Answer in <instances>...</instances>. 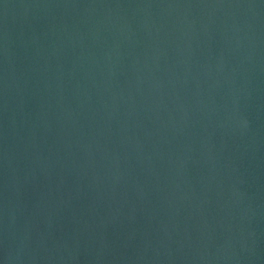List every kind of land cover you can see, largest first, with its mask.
<instances>
[{
	"label": "water",
	"instance_id": "water-1",
	"mask_svg": "<svg viewBox=\"0 0 264 264\" xmlns=\"http://www.w3.org/2000/svg\"><path fill=\"white\" fill-rule=\"evenodd\" d=\"M0 264H264V0H0Z\"/></svg>",
	"mask_w": 264,
	"mask_h": 264
}]
</instances>
